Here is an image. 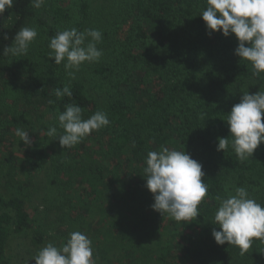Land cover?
<instances>
[{
  "label": "trees",
  "instance_id": "trees-1",
  "mask_svg": "<svg viewBox=\"0 0 264 264\" xmlns=\"http://www.w3.org/2000/svg\"><path fill=\"white\" fill-rule=\"evenodd\" d=\"M206 7V0H45L36 9L32 0H13L0 16V145L26 126L27 116L42 120L29 153L33 173L47 164L52 171L51 193L65 223L54 226L60 246L80 231L92 240L95 264H264V238L241 255L212 235L219 230L216 197L226 198V188L234 194L245 187L264 205V143L244 161L231 147L217 151L218 138L231 141L227 115L244 93L264 91V73L254 75L251 63L235 55L234 34L209 36L200 16ZM30 23L41 44L30 45L27 55L5 56ZM71 28L102 33L103 56L82 65L74 79L68 74L74 70L48 57L51 38ZM69 104L80 106L84 119L103 111L110 123L62 148L58 114ZM50 126L57 136L47 135ZM164 147L186 151L203 166L209 191L192 222L151 207L147 154ZM26 234L36 249L47 244L49 233L32 218L26 195L0 194V264H11V241Z\"/></svg>",
  "mask_w": 264,
  "mask_h": 264
},
{
  "label": "clouds",
  "instance_id": "clouds-1",
  "mask_svg": "<svg viewBox=\"0 0 264 264\" xmlns=\"http://www.w3.org/2000/svg\"><path fill=\"white\" fill-rule=\"evenodd\" d=\"M207 7L201 17L206 23L209 36L220 33L227 38L234 34L238 39L235 55L251 63L254 75L264 73V0H206ZM45 0H32L36 9L42 7ZM13 7V0H0V16ZM38 32L33 27H23L15 35L13 44L4 48L5 56L27 55L29 46L36 40ZM8 39L7 35L4 37ZM102 41V33L96 29L81 32L76 28L58 31L51 38L52 50L48 57L56 65L64 62V68L74 79L85 63L98 62L103 52L97 44ZM247 45V46H246ZM66 61V62H65ZM63 93L71 96L68 87ZM62 93L56 91L59 97ZM49 100V104H54ZM59 126L63 134L58 135L57 128L50 126L49 137L58 135L62 148H72L91 135L94 131L109 125L108 116L97 111L89 118H83V109L74 104L65 106L58 114ZM229 138H218L217 151L225 152L231 147L241 161L251 158L259 146L264 143V91L256 94L244 93L241 101L232 107L226 119ZM15 135L31 145L30 134L17 127ZM146 187L153 194L152 209L162 216L167 214L176 221L192 222L199 215L198 206L208 196V184L203 182V166L191 158L186 151L170 150L149 151L144 168ZM228 192L226 198L217 196L218 208L214 222L219 230L212 235L218 245H234L244 255L252 246L253 239L264 238V205L252 198L245 187H235L234 194ZM35 264H95L92 240L80 231L69 234L66 243L57 247L47 243L34 257Z\"/></svg>",
  "mask_w": 264,
  "mask_h": 264
},
{
  "label": "rangeland",
  "instance_id": "rangeland-1",
  "mask_svg": "<svg viewBox=\"0 0 264 264\" xmlns=\"http://www.w3.org/2000/svg\"><path fill=\"white\" fill-rule=\"evenodd\" d=\"M28 25L26 27H33L38 32L36 40L31 44V49H33L41 44V34L34 24ZM39 57L40 55L37 54L36 58ZM35 64L38 62L36 61ZM26 120L27 124L22 129L30 134L31 145H25L15 135L16 129H13L8 140L0 145V194L11 197L24 193L32 218L39 221L43 229L49 233L47 243L51 242L59 247L62 237L59 236L58 228L55 229L54 226L59 227L63 217L58 213V203L51 193L49 181L52 171L47 168V164L40 172L34 171L33 173V156L29 153L31 148L36 149L37 138L41 135L39 131L42 120L33 115L27 116ZM38 134L40 135L36 138ZM31 175L33 182L28 183L27 178ZM62 225L65 223L63 222ZM38 251L39 249L32 246L30 235L15 236L9 248L11 264H35L34 257Z\"/></svg>",
  "mask_w": 264,
  "mask_h": 264
}]
</instances>
